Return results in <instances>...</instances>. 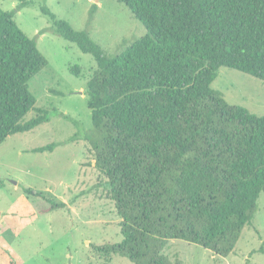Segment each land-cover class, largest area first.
Returning <instances> with one entry per match:
<instances>
[{
	"label": "trees",
	"instance_id": "1",
	"mask_svg": "<svg viewBox=\"0 0 264 264\" xmlns=\"http://www.w3.org/2000/svg\"><path fill=\"white\" fill-rule=\"evenodd\" d=\"M18 1L0 9V144L52 116L29 89L48 61L16 23L28 3ZM118 1L146 33L115 55L41 6L54 32L96 62L85 89L92 127L82 138L105 177L122 239L94 248L132 264H181L164 248L182 239L225 257L264 192V114L227 102L211 83L223 66L264 82V0Z\"/></svg>",
	"mask_w": 264,
	"mask_h": 264
},
{
	"label": "rangeland",
	"instance_id": "2",
	"mask_svg": "<svg viewBox=\"0 0 264 264\" xmlns=\"http://www.w3.org/2000/svg\"><path fill=\"white\" fill-rule=\"evenodd\" d=\"M15 12L18 26L36 39L48 63L29 80L35 106L51 118L34 128L7 136L0 144V264H132L118 254L94 246L122 239L114 202L94 166V154L82 138L91 125L86 83L96 67L93 56L54 32L41 11L47 6L68 21L107 55H115L146 33L128 7L118 0H27ZM18 0H0V9L16 8ZM96 9L90 16V10ZM78 69L76 76L72 69ZM211 86L224 99L264 114V82L228 67H219ZM30 110L25 119L34 116ZM67 116L66 118L64 116ZM79 136L80 139H68ZM55 143L53 150L33 149ZM31 188L40 195L24 191ZM65 208H50V202ZM264 192L251 223L223 257L198 244L169 240L164 253L181 264H264Z\"/></svg>",
	"mask_w": 264,
	"mask_h": 264
}]
</instances>
